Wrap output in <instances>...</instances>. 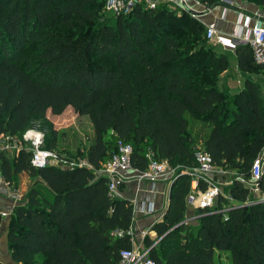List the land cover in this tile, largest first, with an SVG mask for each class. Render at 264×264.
Instances as JSON below:
<instances>
[{"label":"trees","instance_id":"obj_1","mask_svg":"<svg viewBox=\"0 0 264 264\" xmlns=\"http://www.w3.org/2000/svg\"><path fill=\"white\" fill-rule=\"evenodd\" d=\"M199 1L210 6L220 0ZM245 1L264 14V0ZM104 2L0 0V134L18 136L48 112L61 115L68 107L87 116L94 132L80 153L91 167L36 168L30 152L11 157L0 151L7 184L15 186L21 173L32 182L8 217L11 259L119 264L120 251L132 248L133 204L111 194L96 169L122 141L132 148L133 168L144 170L151 154L176 171L166 211L152 226L157 237L144 239L150 258L222 264L223 255L226 264H264V201L240 180L221 188L212 210L195 209L196 224L184 222L186 170L199 166L197 150L214 166L250 178L264 149V64L254 61L249 45L237 46L238 69L261 80L247 78L235 93L220 89L228 56L208 43L204 25L188 11L137 1L128 15H114L104 12ZM191 121L207 130L200 147ZM42 129L43 147L55 150ZM258 188L264 195V172Z\"/></svg>","mask_w":264,"mask_h":264},{"label":"built area","instance_id":"obj_2","mask_svg":"<svg viewBox=\"0 0 264 264\" xmlns=\"http://www.w3.org/2000/svg\"><path fill=\"white\" fill-rule=\"evenodd\" d=\"M137 1L139 0H105L103 10L114 15H128ZM194 1L198 2V0ZM160 3L167 4L169 8L177 12H189L185 0H144L145 6L150 9L156 8ZM204 27V35L208 43L220 45L231 50L240 45H249L254 61L258 64H264V14L262 11H257L247 16L241 14L236 22L235 29L230 35L219 32L213 23L206 24ZM43 142L44 130L37 121H33L18 136L0 134V151H6L12 156L18 155L23 150L30 152V164L36 168L47 165L65 168L75 166L91 167L85 160L68 159L67 156L61 155L55 150L44 148ZM131 152L132 148L129 144L118 141L117 151L106 163L96 169V173L106 178L108 190L111 194L116 193L121 185L132 180L153 183L166 178L170 183L173 182L176 171L169 168L165 160H155L149 154L147 155L149 162L146 168L137 170L131 166ZM195 158L199 166L186 170L191 177L190 192L185 199L188 208L212 210L221 188L229 185L232 180H240L247 184L253 193L257 194V200L259 202L264 201V195L258 194V182L264 172V149L253 160L249 179L244 178L241 174L214 166L209 155L202 150L195 152ZM173 172L174 175L172 176L171 173ZM223 175L230 176L228 181H217L215 179L217 176L221 179ZM0 181H3L1 173ZM200 184L204 185L203 189L199 187ZM226 197L231 199L229 196ZM248 202L251 203V201ZM141 210L144 212L147 209L142 207ZM1 215L4 216L5 213ZM121 233L118 232V235H121ZM142 235L145 236L146 231H143ZM119 256V264H157L155 260L148 256V249L146 248L122 249Z\"/></svg>","mask_w":264,"mask_h":264},{"label":"crops","instance_id":"obj_3","mask_svg":"<svg viewBox=\"0 0 264 264\" xmlns=\"http://www.w3.org/2000/svg\"><path fill=\"white\" fill-rule=\"evenodd\" d=\"M139 1L144 3V0ZM185 1L192 17L204 26L213 23L219 32L226 35H230L235 29L241 14L247 16L261 11L259 7L245 0H220L210 6L201 3L199 0L198 2L194 0ZM213 46L217 51L225 53L229 59V67L220 75L218 83L220 89L226 87L231 93H235L243 87L245 79L261 80V74L246 73L238 69L234 50L215 44ZM48 115L53 114L48 112L46 116ZM9 156L12 157L11 154ZM31 183L26 173L18 175V182L15 186L7 184L4 179L0 181V215L5 213L9 217L14 206L24 203L25 194ZM170 187L171 183L166 178L153 183L132 180L121 185L116 191L117 197L127 199L133 204V220L129 228L132 248H144V239L147 236L153 240L156 239L157 235L152 230V226L161 220L166 211ZM142 207L147 210L142 212ZM192 215L184 221L196 224V217ZM8 217L0 223V262L2 264H19L11 259L7 245ZM143 231H146L145 236L142 235Z\"/></svg>","mask_w":264,"mask_h":264},{"label":"rangeland","instance_id":"obj_4","mask_svg":"<svg viewBox=\"0 0 264 264\" xmlns=\"http://www.w3.org/2000/svg\"><path fill=\"white\" fill-rule=\"evenodd\" d=\"M37 122L45 129V132H47V136L45 137L46 145L50 143L56 144L54 149L63 154H69L71 156L77 153L83 154L93 140L94 132L89 119L87 116L76 114L71 107L66 108L61 115H48L44 120H39ZM191 129L196 135L194 145L200 147L201 138L207 130L205 131V128L196 121H191ZM81 154L74 158L79 161L83 160ZM171 175L173 176L174 172L171 173ZM215 179L217 181H222L219 176L215 177ZM228 179L229 178H223V181H228ZM5 215H1L2 220L8 217ZM191 215L196 217L195 209L188 208V211L185 212V219L187 220ZM192 223L193 222H191V224ZM222 264H226L223 255Z\"/></svg>","mask_w":264,"mask_h":264}]
</instances>
